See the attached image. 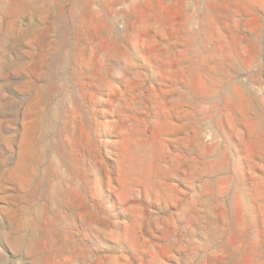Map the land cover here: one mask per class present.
I'll list each match as a JSON object with an SVG mask.
<instances>
[{
    "label": "rangeland",
    "instance_id": "rangeland-1",
    "mask_svg": "<svg viewBox=\"0 0 264 264\" xmlns=\"http://www.w3.org/2000/svg\"><path fill=\"white\" fill-rule=\"evenodd\" d=\"M44 2L0 0V264H264V0Z\"/></svg>",
    "mask_w": 264,
    "mask_h": 264
},
{
    "label": "bare ground",
    "instance_id": "bare-ground-1",
    "mask_svg": "<svg viewBox=\"0 0 264 264\" xmlns=\"http://www.w3.org/2000/svg\"><path fill=\"white\" fill-rule=\"evenodd\" d=\"M30 1V4L31 5H34L35 4V2H36V0H29ZM47 0H45V2H46ZM91 1V0H90ZM44 2V3H45ZM42 3V2H41ZM55 3H56V1H55ZM76 3V2H75ZM77 5V4H76ZM36 7H38V5L36 6ZM40 8V7H39ZM84 11V10H83ZM47 12H49V11H47ZM86 12V11H85ZM78 13V12H77ZM82 15V14H81ZM84 16V15H83ZM121 16V15H120ZM128 19V18H127ZM126 19V20H127ZM59 21V20H58ZM57 22V21H56ZM75 26H76V24H75ZM58 29V27H57V24L56 23H52V25H50V26H46L44 29H43V33H48L47 31H55V30H57ZM77 28V27H76ZM40 32V31H39ZM26 35V34H25ZM29 36H30V34H28ZM78 35V34H77ZM86 37V36H85ZM31 38V37H30ZM55 42V41H54ZM46 44V43H45ZM50 46V45H49ZM49 49V48H48ZM74 51V50H73ZM74 53V52H73ZM2 65V64H1ZM23 65V64H22ZM8 66V65H7ZM37 74V73H36ZM36 91V90H35ZM1 134V133H0ZM37 141V140H36ZM26 142V141H25ZM41 146V145H40ZM24 167H23V163H22V161H18L17 162V164H16V167L14 168V170L13 171H11V176H13V177H21V179H22V181H24V180H26L27 179V174L25 173V171H24ZM10 170V169H9ZM28 170V169H27ZM31 178V177H30ZM22 212V211H21ZM33 213V212H32ZM21 215V214H20ZM18 239V238H17ZM25 242V241H24ZM31 243H32V240H30L29 238H28V240L26 239V246H27V249H30V247H31ZM36 244V243H35ZM38 247V246H37ZM33 250H34V248H33ZM30 251V250H29ZM28 251V252H29ZM32 251V250H31ZM27 252V253H28ZM29 255V254H28ZM34 255H35V253H34ZM37 257V256H36Z\"/></svg>",
    "mask_w": 264,
    "mask_h": 264
}]
</instances>
